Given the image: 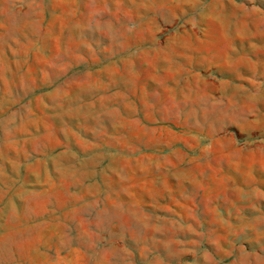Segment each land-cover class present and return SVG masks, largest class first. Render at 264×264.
I'll list each match as a JSON object with an SVG mask.
<instances>
[{"label": "rangeland", "instance_id": "374dc122", "mask_svg": "<svg viewBox=\"0 0 264 264\" xmlns=\"http://www.w3.org/2000/svg\"><path fill=\"white\" fill-rule=\"evenodd\" d=\"M0 264H264V0H0Z\"/></svg>", "mask_w": 264, "mask_h": 264}]
</instances>
